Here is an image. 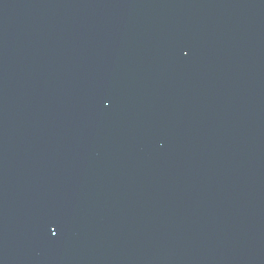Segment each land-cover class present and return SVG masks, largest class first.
<instances>
[{
    "label": "water",
    "instance_id": "water-1",
    "mask_svg": "<svg viewBox=\"0 0 264 264\" xmlns=\"http://www.w3.org/2000/svg\"><path fill=\"white\" fill-rule=\"evenodd\" d=\"M0 264H264V0H0Z\"/></svg>",
    "mask_w": 264,
    "mask_h": 264
}]
</instances>
